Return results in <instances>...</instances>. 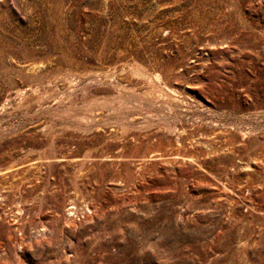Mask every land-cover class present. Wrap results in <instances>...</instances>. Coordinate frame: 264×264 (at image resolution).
Segmentation results:
<instances>
[{
    "label": "rangeland",
    "instance_id": "374dc122",
    "mask_svg": "<svg viewBox=\"0 0 264 264\" xmlns=\"http://www.w3.org/2000/svg\"><path fill=\"white\" fill-rule=\"evenodd\" d=\"M0 264H264V0H0Z\"/></svg>",
    "mask_w": 264,
    "mask_h": 264
}]
</instances>
